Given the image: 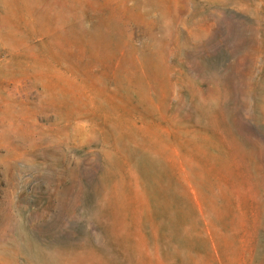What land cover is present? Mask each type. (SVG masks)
<instances>
[{"label": "rangeland", "instance_id": "374dc122", "mask_svg": "<svg viewBox=\"0 0 264 264\" xmlns=\"http://www.w3.org/2000/svg\"><path fill=\"white\" fill-rule=\"evenodd\" d=\"M0 264H264V0H0Z\"/></svg>", "mask_w": 264, "mask_h": 264}]
</instances>
